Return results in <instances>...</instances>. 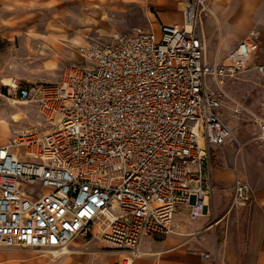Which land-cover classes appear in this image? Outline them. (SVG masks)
<instances>
[{"label": "built area", "instance_id": "built-area-1", "mask_svg": "<svg viewBox=\"0 0 264 264\" xmlns=\"http://www.w3.org/2000/svg\"><path fill=\"white\" fill-rule=\"evenodd\" d=\"M203 1L189 3L190 29L151 20L93 41L86 62L60 79L17 82L15 96L39 118L0 145V246L61 252L95 234L131 258L113 264H134L145 240L166 238L184 217L211 216V152L232 138L221 82L264 63L252 59V37L231 62L210 56L195 29ZM257 138L264 147V103ZM234 186L225 209L253 203L242 178Z\"/></svg>", "mask_w": 264, "mask_h": 264}, {"label": "rangeland", "instance_id": "rangeland-1", "mask_svg": "<svg viewBox=\"0 0 264 264\" xmlns=\"http://www.w3.org/2000/svg\"><path fill=\"white\" fill-rule=\"evenodd\" d=\"M44 1L47 0H39L32 6L18 4L11 0H0V17L14 16L18 18L19 22L15 26L0 24V34L13 28H21L24 32L33 28L37 36L32 39L34 51L31 53L26 47V34L15 40H8L0 35V77L15 75L21 82L57 80L72 62L78 61L76 57H73L75 44L65 40L66 45H62L57 51L66 60H70L71 57L72 59L61 65V68L57 70V76L38 74L32 77L26 69L29 66L35 68L40 66L42 57L40 51L43 43H48L46 35L50 32L48 20L53 18L54 12L62 13L65 9H69L74 13L75 16H68L64 19L67 31L72 34L76 28L93 26V23L78 17L83 15V11L90 10L91 2L101 3V1L53 0L56 3L53 8H48ZM192 1L148 0L144 4L140 2L127 3L125 11H109L110 18L105 23L119 25L120 30L125 31L131 29L132 26L147 25L151 20H154V15H156L159 22L164 18V22L182 25L179 23V15H183L180 7L183 4L192 3ZM102 3L107 8L123 5L121 0H105ZM203 3L206 8L202 11L203 5L198 6L196 14L202 17V20L197 19L195 29L204 33L208 53L211 57H215L221 31L214 15L209 10L213 6V0H204ZM228 8L230 13L227 21L233 33L229 43L233 45V48L246 35L255 31L262 40L261 49L264 51V4L259 0H230ZM98 10V8L92 9L94 12H98ZM150 11L153 12L151 18L146 17L145 14ZM30 12L31 14H27ZM84 32L88 35L98 36L95 31L84 30ZM46 49L50 51V48ZM225 55V50L220 51V57H225ZM260 55L263 56L264 53L257 50L252 59L257 62ZM30 60L34 62L29 63ZM221 91L223 93V119L232 129V138L211 152L215 177V191L210 203L212 214L203 216L200 220L203 225L211 226L212 230L216 232L212 239L217 238L221 247V256L229 259L231 264H237V258L240 264H247L248 257L255 258L256 255H259L261 261V257L264 255V205L259 203V200L264 198V147L260 146L257 138L258 117L264 103V70L258 71L251 68V65L237 69L235 73H229L223 78ZM16 99L19 98L15 96L14 88L0 83V117L8 116L14 110L11 101ZM22 107L26 110L27 117L16 123L13 128L32 127L39 118L38 111L32 103ZM237 176L248 184L254 201L248 207L230 211L224 208V204L230 195L234 196L236 193L234 180ZM217 216L221 221L214 226L213 221ZM192 221L194 220L184 217L179 220L180 227L175 226V229L181 232L182 241L189 240L198 234L197 231H194L195 228L190 227ZM175 232L170 233L168 244L174 242L171 236L176 235ZM72 241L81 242L82 246H75L72 243L67 246L72 253L66 264H89L93 259L92 251L112 250L106 246L107 242L103 241L102 237L95 234L88 238L78 236ZM0 248H2L0 264H52L50 260L52 253H49L48 257H43L44 260H40L37 256L40 255L41 250L6 246H0ZM53 264L57 263L53 262Z\"/></svg>", "mask_w": 264, "mask_h": 264}, {"label": "bare ground", "instance_id": "bare-ground-1", "mask_svg": "<svg viewBox=\"0 0 264 264\" xmlns=\"http://www.w3.org/2000/svg\"><path fill=\"white\" fill-rule=\"evenodd\" d=\"M15 3L22 4V5H34L39 0H11ZM100 2H91L89 5L90 10L83 11V15L79 16L78 18L83 19L86 22L93 23V26H87L85 28H76L72 34H70L66 29V23L64 19L68 16H75L74 13L69 10L65 9L64 12H54L53 18L48 20V27H50V32L46 35V39L48 43H43L40 53L42 54L40 66L38 68L35 67H27L29 74L32 77H35L38 74H44L47 76H57V70L61 68V65L64 62H70V60H66L63 55H61L57 50L62 47V45H66L65 40L72 42L75 44L76 48L73 49V57H76L79 61H85L86 53L88 49L92 46L93 41L104 38L114 36L118 30H120L119 25H108L105 22L109 20V11H125V3L129 2H140L142 4L146 3L148 0H121L123 5L114 6L113 8H107L106 5H103V1ZM224 1V2H222ZM48 8H53L56 3L53 0L44 1ZM229 3L230 0H213V6L209 8L211 13L214 15V19L216 20L219 28H220V35H219V43L217 47V53L220 51H227L226 62H231L233 57L229 55L236 47L233 48V45L229 43L230 37L233 35L230 25L228 24L227 18L229 16ZM93 8H98V12L92 11ZM193 6L191 4H183L180 7V10L183 11V15H179V23L185 25L188 29L192 27V23L194 20L189 19V17L193 14ZM27 14H31L27 13ZM153 15V12L146 13V17H150ZM164 21L165 19L162 18ZM151 20V19H150ZM154 26L158 27V22L156 15H154ZM18 18L11 16L8 18L0 17V24L2 25H10L15 26L17 25ZM179 25V24H178ZM84 30L95 31L98 36L88 35L84 32ZM124 31V30H120ZM255 33L252 31L250 34L246 35L242 40H246L248 37H252L253 40L249 38L246 40L252 50H259L263 52L261 49L262 40L260 39L259 35L253 34ZM26 34V47L28 50L33 53L34 46L32 45V39L37 38L36 32L33 28L28 29L24 32L21 28H13L8 32H3L0 35L5 37L8 40H15L17 37ZM50 44V45H49ZM238 45V44H237ZM46 48H50L48 51ZM33 60H30L29 63H33ZM19 77L15 75H3L0 77V83L4 84L5 86H11L12 88L17 85ZM12 106L14 108L13 111L9 113L8 116L0 117V145L7 144L11 142V138L13 137L14 131L18 130L19 128H13L16 123L23 120V118L27 117L26 110L22 107L28 105L29 102L26 100L16 99L11 101ZM30 128V127H26ZM236 175V173H234ZM260 205H264V198L259 200ZM204 211L207 213L209 211L208 205L205 204ZM202 218V217H201ZM99 230V228L97 227ZM184 232V231H182ZM75 246H82L81 242H72ZM2 250V248H0ZM35 250V249H33ZM40 255L37 256L38 259L44 260L43 257H48L49 253H52L51 261L56 262L57 264H66L68 261L69 255L72 251L66 247L63 251L57 252L55 250H47V251H40ZM151 250H146L145 254H150ZM93 259L90 260L89 264H110L111 260L118 259L123 260L124 258H128V263L131 261L129 254L125 251H113V250H105V251H92ZM144 254V255H145ZM142 257V256H141ZM139 257V258H141ZM138 258V259H139ZM261 261L264 264V255L261 257ZM48 264V263H45Z\"/></svg>", "mask_w": 264, "mask_h": 264}, {"label": "crops", "instance_id": "crops-1", "mask_svg": "<svg viewBox=\"0 0 264 264\" xmlns=\"http://www.w3.org/2000/svg\"><path fill=\"white\" fill-rule=\"evenodd\" d=\"M259 2L264 4V0H259ZM131 28H133V26ZM239 42L237 44H239ZM235 47H237V45ZM219 53H217L215 57L224 58L220 57ZM258 61L264 63V55H260ZM200 219L201 218L192 221L190 227L195 228L194 231H197L198 234L191 237L189 240L182 241L180 236L181 232L177 229H174V232L176 231L174 234L176 235L171 236L174 241L171 244L167 242L171 234L166 237L167 239L145 240L143 242V247L145 250H151V253L143 255L138 259L139 262L136 260L134 264H231L232 262H229V259L221 256V247L219 246L217 238L212 239L213 234H216V232L212 230L211 226L203 225ZM178 220L179 219H177V221ZM220 221L219 216H217L213 221L215 223L214 226ZM176 225L180 227L179 221ZM206 253L210 255L207 256ZM114 260H111L110 264H113ZM254 262L255 264H263L262 261H260L259 255H256L255 258H247V264H254ZM236 263L240 264L238 258Z\"/></svg>", "mask_w": 264, "mask_h": 264}]
</instances>
